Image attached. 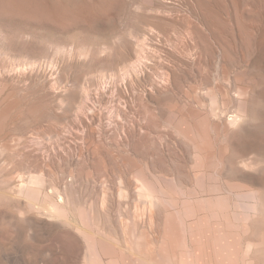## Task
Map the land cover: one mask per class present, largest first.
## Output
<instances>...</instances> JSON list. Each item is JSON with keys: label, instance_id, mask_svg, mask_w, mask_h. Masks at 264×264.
Returning <instances> with one entry per match:
<instances>
[{"label": "rangeland", "instance_id": "1", "mask_svg": "<svg viewBox=\"0 0 264 264\" xmlns=\"http://www.w3.org/2000/svg\"><path fill=\"white\" fill-rule=\"evenodd\" d=\"M128 256L264 264V0H0V264Z\"/></svg>", "mask_w": 264, "mask_h": 264}, {"label": "bare ground", "instance_id": "2", "mask_svg": "<svg viewBox=\"0 0 264 264\" xmlns=\"http://www.w3.org/2000/svg\"><path fill=\"white\" fill-rule=\"evenodd\" d=\"M10 193V192H9ZM14 193L15 194H13V193H10V195L14 198V197H20V196H22V195H24V196H26V200H27V202H28V204L29 205H32L33 207H35V209H37V210H40V209H42L41 208V206H39L38 204H36L35 202H33V199H34V196L32 195V194H30V191H27L26 190V188L25 187H23V186H19V187H17V188H14ZM256 198V197H255ZM254 197L251 199V205L249 204V206H248V209H250V210H252V209H257L258 207H257V205H258V202H257V200L255 199ZM23 208V207H22ZM229 209V208H228ZM260 209V208H259ZM22 210H24V209H22ZM258 210V209H257ZM256 210V211H257ZM262 211V210H261ZM228 214V213H227ZM149 221H151V215H150V217H149ZM87 241V245H88V247L90 248V249H92L93 250V252H94V254H95V256H97V253H96V251H95V247H94V244L96 243V246H97V250H99L100 252H101V255H104V247H103V241L100 239V238H98V240H96V242H95V240H90V239H87L86 240ZM122 249V248H121ZM125 251V250H124ZM127 251V250H126ZM125 251V252H126ZM130 252V251H129ZM133 255H135V254H133ZM247 255H248V253H247ZM247 255H245V256H247ZM146 256V255H145ZM128 258L129 259H127V260H129L132 264H154V262H153V260H151V259H148V258H145V257H143V256H137L136 258H133V257H131V256H128ZM101 263V262H100ZM99 263V264H100ZM131 263H129V264H131Z\"/></svg>", "mask_w": 264, "mask_h": 264}]
</instances>
